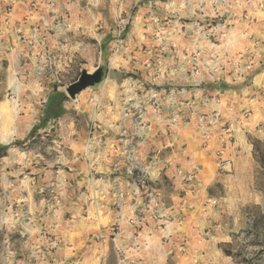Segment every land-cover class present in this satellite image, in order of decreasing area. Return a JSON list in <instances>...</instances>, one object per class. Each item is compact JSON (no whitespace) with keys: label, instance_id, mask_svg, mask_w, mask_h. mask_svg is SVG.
<instances>
[{"label":"rangeland","instance_id":"rangeland-1","mask_svg":"<svg viewBox=\"0 0 264 264\" xmlns=\"http://www.w3.org/2000/svg\"><path fill=\"white\" fill-rule=\"evenodd\" d=\"M70 1L86 8L89 19L98 2L105 4L101 11L105 15L106 4L115 0ZM116 1V36L109 42H83L72 35L64 42L68 49L61 52L62 58L48 52L37 64L30 56L0 59L7 68L15 63L17 68L25 66L27 74L35 70L41 81L48 79L69 97L68 113L52 121L49 131L41 129L28 142L5 154L0 151V264H113L115 256L103 245L101 231L118 233L120 225L111 224L105 208L108 200L95 193L106 173L101 168L130 164L144 140L172 135L179 141L182 157L192 159L191 180L211 173L206 181L211 222L205 227L200 215L194 218L193 227L200 233L187 235L190 241L182 245L186 248L179 263L264 264V229L258 235L253 230L255 213H264V192L256 186L257 177L262 182L264 176L256 175L258 166L249 155L253 148L209 129L219 124L212 118L218 117L216 113L226 115L221 99L252 80L253 75L242 72L239 55L244 49L235 39L239 28L234 29L236 22L226 24L242 11V0ZM14 13L8 5L4 19ZM183 50L193 51L192 59L181 54ZM212 50L218 54L215 58L207 54ZM196 51L203 52L200 58ZM99 70L102 79L92 85H97L92 97L100 100V107L94 108L90 96L83 94L89 87L74 98L69 96L68 87L83 72ZM12 94L2 99L10 102L0 117H29L28 111L16 109L20 99ZM197 96L202 102L195 104ZM213 103L220 105L209 115L206 109ZM39 105L41 117L45 104ZM220 127L230 129L223 120ZM260 130L264 133V121L257 127ZM212 150L218 155L210 157ZM132 174L134 184L145 176L141 169ZM142 216L134 219L137 228ZM205 240H220L217 251L205 250ZM229 249L242 250V256H227L224 250ZM168 264L178 263L168 260Z\"/></svg>","mask_w":264,"mask_h":264},{"label":"crops","instance_id":"crops-1","mask_svg":"<svg viewBox=\"0 0 264 264\" xmlns=\"http://www.w3.org/2000/svg\"><path fill=\"white\" fill-rule=\"evenodd\" d=\"M127 3L123 4L126 9ZM97 4L100 5L91 9L95 13L87 19L86 8L81 9V4L70 0L62 3L57 0H0V59L6 60L10 55L22 59L30 56L37 64V61L48 52H57L56 56L62 58L61 52L68 49L65 48L64 42L71 40L72 35L83 42L91 39L101 43L109 42L116 36L113 27L118 18V2L115 0L106 4L109 13L105 15L101 12L105 4L103 5V2ZM8 5L14 7L15 13L13 17L10 14L11 17L7 20L4 19V11ZM193 6L191 3V8ZM240 6L242 11L234 16V21L228 18L226 24L236 22L234 29L239 28L235 39L244 49L243 54L239 55L243 64L242 72L253 75L252 80L248 85L230 89L229 91H232L230 95L225 96L226 99H221L222 110L224 112L226 110V115L216 113L218 115L216 120L212 118L219 124L209 129H215L217 132L221 130L225 137L230 136L234 141L241 145L246 144L251 149L247 133L264 139V133L261 130L257 131V127L264 121V0H242ZM66 10L68 14L61 13ZM53 11L58 13L52 15ZM76 28L78 31H75ZM61 42L62 44H57ZM198 52L195 54L200 58L203 52ZM181 54L186 57L188 54L191 58L194 53L183 50ZM207 54L213 58L218 56L213 50ZM193 64L195 62H192ZM114 71L115 69L112 72ZM237 83L240 82L233 81V84ZM54 87L48 79L41 81L35 70L27 74L23 65L17 68L14 63L7 68L0 64V112L3 113L5 104L10 102L2 100L10 91L17 94L20 99L16 109L29 112L27 114L29 117H0V144L7 145L16 139L24 140L29 136L41 118L38 115L39 104H45ZM95 89L97 85L89 87L83 93L93 100L94 108L100 107L101 104L97 97H92L96 95ZM43 95H47L45 99L41 98ZM201 102L202 97L199 100L197 96L194 103ZM216 104L213 103L206 109L209 115L218 111L217 106L220 104L217 106ZM221 120L228 122L230 129L221 128ZM50 127L51 125L42 130L49 131ZM173 136L175 135L150 139L148 135L149 141H143L142 147L136 152L134 162L130 164L120 162L115 168L113 166L101 168L106 173L99 179V184L95 183L100 186L95 193L108 200L109 205L105 208L111 224L120 225L118 233L106 229L101 231L103 245H107L115 256L113 264H168V260L180 264V256L183 255L181 250L186 248L182 245L190 241L187 235L192 233L197 236L200 233L199 228L193 227L194 218L200 215V224L205 227L211 222V219H208L210 205L206 201L210 200L206 192L209 184H206V181L207 176L211 177V173L206 172L204 177L199 179L196 176L190 182H186L184 177L188 172H192V159L182 157L179 141L173 139ZM225 137L221 136L220 140L225 141ZM214 155H218V152L212 150L210 157ZM249 155L253 158L252 152ZM135 169H141L145 173L147 185L135 186L132 182V172ZM138 215H143L141 217L143 223L137 228L134 219ZM185 228L186 232H183ZM107 238L109 242L106 241ZM218 242L221 241H206L202 242V245L205 250L215 252L218 249Z\"/></svg>","mask_w":264,"mask_h":264},{"label":"trees","instance_id":"trees-1","mask_svg":"<svg viewBox=\"0 0 264 264\" xmlns=\"http://www.w3.org/2000/svg\"><path fill=\"white\" fill-rule=\"evenodd\" d=\"M68 95L60 91L58 87H54L52 92L49 94L47 101L45 102L44 108H43V114L36 123L30 132L29 136L24 140H16L15 142H12L7 145H1L0 151H2L4 154L14 146H19L21 144H24L28 142L30 139L36 136L38 132L41 129L47 128L51 125L52 121H55L61 117H63L65 114L68 113L65 103L68 100ZM249 144L252 146V155L253 159L257 164V170L256 175H262L264 176V141L259 138H254L252 136H249L248 138ZM256 186L257 189L264 192V181L259 182L258 177L256 180ZM264 229V213L257 212L254 215V227L253 230L258 235L259 232H262ZM235 240L237 238H234ZM230 245V244H229ZM224 253L227 256H232L234 258H238L242 256V250H238L237 252H234L233 249L224 250Z\"/></svg>","mask_w":264,"mask_h":264},{"label":"water","instance_id":"water-1","mask_svg":"<svg viewBox=\"0 0 264 264\" xmlns=\"http://www.w3.org/2000/svg\"><path fill=\"white\" fill-rule=\"evenodd\" d=\"M102 79V71L99 70L94 74H89L87 72H83L82 76L80 77L79 81L75 82L74 84L70 85L67 89L69 96L72 98L76 97L81 91L84 89L96 84Z\"/></svg>","mask_w":264,"mask_h":264},{"label":"built area","instance_id":"built-area-1","mask_svg":"<svg viewBox=\"0 0 264 264\" xmlns=\"http://www.w3.org/2000/svg\"><path fill=\"white\" fill-rule=\"evenodd\" d=\"M122 30H123V29H122V26H121L119 36L121 35ZM12 98H13V99H16V98H17V95H16V94H12ZM216 118H217V117H214V120H216ZM144 177H145V176L142 175V176H139V177L137 178V180L135 181V185H136L137 187H139V186H145V185H146V182H145V178H144ZM184 180H186L187 182H190V180H191V175H187L186 177H184Z\"/></svg>","mask_w":264,"mask_h":264}]
</instances>
